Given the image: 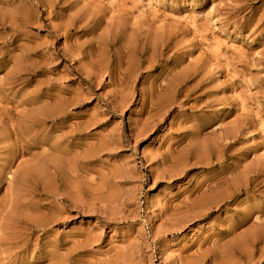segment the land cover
I'll list each match as a JSON object with an SVG mask.
<instances>
[{
  "label": "rangeland",
  "instance_id": "1",
  "mask_svg": "<svg viewBox=\"0 0 264 264\" xmlns=\"http://www.w3.org/2000/svg\"><path fill=\"white\" fill-rule=\"evenodd\" d=\"M263 229L264 0H0V264H264Z\"/></svg>",
  "mask_w": 264,
  "mask_h": 264
},
{
  "label": "bare ground",
  "instance_id": "2",
  "mask_svg": "<svg viewBox=\"0 0 264 264\" xmlns=\"http://www.w3.org/2000/svg\"><path fill=\"white\" fill-rule=\"evenodd\" d=\"M251 214L250 215H245V216H242L239 220H237L236 222H232L231 224L228 225V228L223 232V236L224 237H229L230 235L234 234L236 232V230L245 222H248L250 221L251 219ZM251 233V232H250ZM252 235V234H251ZM262 239L264 238V229L262 231V233L259 234ZM236 238V237H235ZM261 239V240H262ZM224 241V240H223ZM255 239H253V237H250V236H247L246 238H244L243 240H237V239H234L233 240V243L230 245V249H231V252L232 254L233 253H239V254H242V245L244 247V245H247L248 247H250L251 245H255ZM245 242V243H244ZM227 244V243H226ZM261 244V243H260ZM264 247V246H263ZM247 248V247H246ZM248 249V248H247ZM249 253V252H248ZM241 256V255H240ZM248 256V255H247ZM246 257V256H245ZM249 258V257H248ZM255 261V260H254ZM251 262V261H250ZM248 261V263H250Z\"/></svg>",
  "mask_w": 264,
  "mask_h": 264
}]
</instances>
